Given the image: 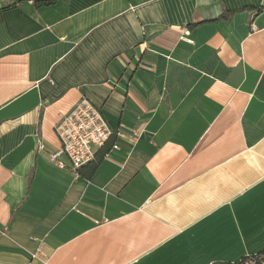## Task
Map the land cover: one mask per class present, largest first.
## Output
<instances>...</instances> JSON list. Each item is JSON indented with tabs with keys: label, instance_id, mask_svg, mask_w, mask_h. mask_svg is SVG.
<instances>
[{
	"label": "crops",
	"instance_id": "1",
	"mask_svg": "<svg viewBox=\"0 0 264 264\" xmlns=\"http://www.w3.org/2000/svg\"><path fill=\"white\" fill-rule=\"evenodd\" d=\"M33 1L0 0V264L263 252L264 0ZM81 99L112 135L60 170Z\"/></svg>",
	"mask_w": 264,
	"mask_h": 264
},
{
	"label": "built area",
	"instance_id": "2",
	"mask_svg": "<svg viewBox=\"0 0 264 264\" xmlns=\"http://www.w3.org/2000/svg\"><path fill=\"white\" fill-rule=\"evenodd\" d=\"M185 32L184 40L190 43ZM54 132L60 141V151L50 155L60 170L72 172L93 162L95 150L104 146L112 131L100 110L85 99L77 104L54 125ZM65 158L62 161L61 158ZM246 264V263H245ZM250 264H253L252 262Z\"/></svg>",
	"mask_w": 264,
	"mask_h": 264
},
{
	"label": "trees",
	"instance_id": "3",
	"mask_svg": "<svg viewBox=\"0 0 264 264\" xmlns=\"http://www.w3.org/2000/svg\"><path fill=\"white\" fill-rule=\"evenodd\" d=\"M57 0H45V1H41V0H34L33 1V4H35V6L37 8H42V7H45V6H50V5H53ZM14 6L12 7H7V8H3L2 10H8V9H11L13 8ZM233 13V12H232ZM257 263V264H260L262 262H264V251L259 253L258 255L252 257V258H244L242 259L238 264H245V263Z\"/></svg>",
	"mask_w": 264,
	"mask_h": 264
},
{
	"label": "rangeland",
	"instance_id": "4",
	"mask_svg": "<svg viewBox=\"0 0 264 264\" xmlns=\"http://www.w3.org/2000/svg\"><path fill=\"white\" fill-rule=\"evenodd\" d=\"M246 264H250V263H249V262H247ZM253 264H257V263L253 262ZM260 264H264V262H262V263H260Z\"/></svg>",
	"mask_w": 264,
	"mask_h": 264
}]
</instances>
